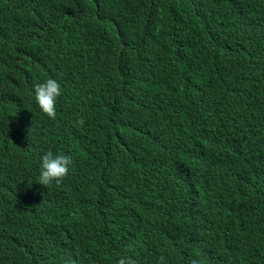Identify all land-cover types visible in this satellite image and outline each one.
Instances as JSON below:
<instances>
[{"label": "trees", "instance_id": "obj_1", "mask_svg": "<svg viewBox=\"0 0 264 264\" xmlns=\"http://www.w3.org/2000/svg\"><path fill=\"white\" fill-rule=\"evenodd\" d=\"M121 257L264 264V0H0V264Z\"/></svg>", "mask_w": 264, "mask_h": 264}, {"label": "clouds", "instance_id": "obj_2", "mask_svg": "<svg viewBox=\"0 0 264 264\" xmlns=\"http://www.w3.org/2000/svg\"><path fill=\"white\" fill-rule=\"evenodd\" d=\"M34 93L35 100L42 112L49 118L55 119L57 98L63 95L61 85L54 79H48L43 83H36ZM71 164L72 157L70 155H54L52 151L46 152L41 158V170L37 182L46 187L52 185L53 182L61 183L68 175ZM163 259V257L160 258L161 264ZM116 264H135V261L131 257H121L116 261ZM190 264H199V262L192 259Z\"/></svg>", "mask_w": 264, "mask_h": 264}]
</instances>
